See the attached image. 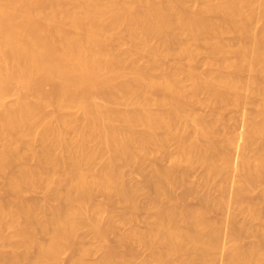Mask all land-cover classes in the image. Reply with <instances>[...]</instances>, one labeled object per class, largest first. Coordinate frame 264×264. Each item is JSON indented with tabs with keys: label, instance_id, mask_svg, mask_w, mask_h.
I'll use <instances>...</instances> for the list:
<instances>
[{
	"label": "bare ground",
	"instance_id": "1",
	"mask_svg": "<svg viewBox=\"0 0 264 264\" xmlns=\"http://www.w3.org/2000/svg\"><path fill=\"white\" fill-rule=\"evenodd\" d=\"M193 1L0 0V242L10 249L0 251V264H63L69 251L71 264H86L95 250L78 234L88 223L104 251L98 264H132L135 245L149 251L142 264H264V0H201L192 10ZM229 35L238 47H228ZM126 42L131 48L121 53ZM201 53L209 72L197 68ZM137 56L148 65L131 60ZM169 58L171 70L164 65ZM253 102L256 117L241 121ZM198 106L216 117L196 114ZM228 108L241 118L236 125L243 123L234 126L232 117L236 135L218 127ZM72 109L80 117L69 115ZM171 143L172 165L154 162L146 182L153 195L141 205L138 194L146 189L128 185L123 168L142 171ZM198 165L205 187L222 180L214 204L210 188L201 197L185 188ZM181 186L186 192L178 197ZM259 187L258 200L251 199ZM38 189L56 205L23 199ZM97 193L104 198L98 205ZM192 195L199 205L185 204ZM114 201L128 211L125 217L121 209L126 224L150 211L141 214L147 228L122 231L117 248L108 240L116 226L103 218ZM233 204L245 216L241 224ZM213 213L221 219L211 220ZM248 232L257 240L242 245Z\"/></svg>",
	"mask_w": 264,
	"mask_h": 264
},
{
	"label": "rangeland",
	"instance_id": "2",
	"mask_svg": "<svg viewBox=\"0 0 264 264\" xmlns=\"http://www.w3.org/2000/svg\"><path fill=\"white\" fill-rule=\"evenodd\" d=\"M200 1H201V0H198V1H196V2H194V1H193V2H189V4H187V6H188L189 9L192 8V10H196V9H198V8H200V7L203 6V5H202V4H203L202 1H201V2H200ZM195 3H196V4H195ZM200 3H201V4H200ZM194 4H195L196 6H195ZM198 4H199V5H198ZM194 8H196V9H194ZM259 23H260V22H259ZM259 23L256 24V26H257L256 28H257V29H260V28L262 27V23H260L261 25H260ZM260 26H261V27H260ZM225 39H226L225 42H226V44L228 45V47H230V48H234L235 46L238 47V46H237L238 41H237V39H236L234 36L229 35V36H226ZM184 40H185V41H184ZM184 40H183L184 42H187L186 39H184ZM187 40H188V39H187ZM234 40H235V41H234ZM234 42H235V43H234ZM127 43H128V46H127ZM154 43H156V42L154 41ZM154 43L152 42V44H154ZM126 46H127V47H126ZM126 46H125V47L123 46L126 50L123 49V47H121V50L123 51V52H121V53H124V52H126L128 49H130V48H131V43H130V42H126ZM129 47H130V48H129ZM236 47H235V48H236ZM205 54H206V53H205ZM140 57H141V56H137V57H134V58H136V59L132 58L131 60H134V62H136V63L138 62L137 64L140 65V66H141V65H142V66L144 65V67H145V65L147 66V65H148V63H147V62H148L147 58H145V57H141V58H140ZM142 58H143V59L145 58V59L143 60ZM138 59H140V60H138ZM198 59H199V60H198L197 62H198V63L201 62V63H200L199 65H198V63H197V68H198L199 70L203 71V73L206 72L205 69L207 68V69H208L207 71L209 72V69H210V68H209L208 65H207L206 68L203 67V66H206V64L204 65V63H205V60L208 59V55H207V54L204 55L203 53H201V55H200V57H198ZM165 61H166V63H164V65L166 64L165 69L171 70V68H172L173 66H175V63L172 62V61H173L172 58H171V59L169 58L168 61H167V60H165ZM165 61H164V62H165ZM141 62H143V63H141ZM169 63H170V64H169ZM206 63H207V62H206ZM170 65H171V68H169ZM168 66H169V67H168ZM199 66H200V67H199ZM201 66H202V67H201ZM198 69H197V70H198ZM201 71H200V72H201ZM204 71H205V72H204ZM198 72H199V71H198ZM200 72H199V73H200ZM201 73H202V72H201ZM181 77H182V76H181ZM202 97L205 98L204 95L201 96V98H202ZM255 98H257V97H254V98H252L251 100L254 101L253 99H255ZM14 99H15L14 96H10V98L8 97V98L5 99L4 103H5L6 105H10V104H12V102L14 101ZM258 99H259V97H258ZM258 99H257V101H258ZM251 100H250V102H252ZM255 100H256V99H255ZM257 101H255V102L257 103ZM98 102H99V104H100V103H101V104H104V105L107 104V103H103L104 101H102V100H100V101L98 100ZM250 102H249V103H250ZM255 102H253L255 105H252L253 103H251V104H248L247 106H245L246 114H245V115H242V116L240 115L242 119L239 117V114L237 113V111H236V113H232V112H235L234 109H233L234 111H232L231 108H230V110H229V108H228L229 111H227L226 109L223 110L222 112H224V113H222V114L220 113L221 117H223V119H222L223 122H222L221 119H220L221 123H218V125H219V126H218L219 129L221 128V127H220V124H221V126L223 125V128H222L223 131L228 130V131L231 132L232 130H230V129H232L237 123H239V120H240V119H241V121H242V120H248V119H251V116H252V117H254V116L256 117V115H257V114H256V113H257V110H256V107H255V106H256V103H255ZM119 104H120V103H118V105H117V104H114V105L111 104V106H109L110 104H107V105H108L109 107H111V108H114V109H117V110H121V111H126V110L131 109V107H130V108H129L128 106L126 107V105L123 104V103L120 104V105H119ZM117 106H118V107H117ZM115 107H116V108H115ZM200 107H201V108H200ZM200 107L198 106L199 109L196 107V109H195V110H196V114L199 113V114L202 115L203 117H204V115H208V117H209L211 120L213 119V118H211V116H212V117H216L215 115H213V113H210V112H212L213 110H209V109H210L209 107L206 108V106H205V109H204V106H203V107L200 106ZM207 109H208V111H207ZM72 110H73V111H72ZM72 110L69 111V112H70L69 115H71L73 118H77L78 116L80 117V115H81V114H80V111H78V110H76V109H72ZM75 110L78 111L79 113L76 112ZM51 111H53V109H52V110L50 109V113H51ZM71 111H72V112H71ZM74 111H75V112H74ZM47 112H49V111H47ZM69 112H68V113H69ZM200 112H201V113H200ZM202 112H203V113H202ZM247 112H248V113H247ZM252 112H253V113H252ZM50 113H49V114H50ZM205 113H206V114H205ZM225 113H226V114H225ZM75 114H76V115H75ZM78 114H79V115H78ZM209 114H210L211 116H210ZM230 114H231L232 116H231ZM234 114H235L236 116H235ZM237 114H238V116H237ZM248 114H249L250 116H249ZM200 115H199V116H200ZM226 115H227V116H226ZM246 115H247V116H246ZM230 116H231V117H230ZM243 116H244V117H243ZM205 117H206V116H205ZM208 117H207V118H208ZM232 117H234V118L237 117V119H238V120L235 119L236 121L234 120V123L236 122L235 124L232 122L233 120H231ZM245 117H250V118H245ZM209 118H208V119H209ZM234 118H233V119H234ZM50 119H52V118H50ZM210 119H209V120H210ZM214 119H215V118H214ZM220 121H219V122H220ZM225 121H226L227 123H225ZM243 122H244V121H243ZM228 123H230V124L228 125ZM233 124H234V126H233ZM224 125L226 126V129H225V126H224ZM239 125L241 126V125H243V123L240 122ZM239 125H236V127H237V126L239 127ZM227 126H229V127L231 126V127L229 128V127H227ZM232 126H233V127H232ZM227 128H228V129H227ZM234 128H235V127H234ZM235 129H237V128H235ZM233 130H234V129H233ZM237 130H239V128H238ZM234 132H235V133H234ZM234 132L232 131V133H234V135H236L237 131L235 130ZM238 132H239V131H238ZM220 133H224V132H221V130H220ZM69 134H70L69 137H72V134H71V133H69ZM223 135H224V134H223ZM223 135H222V136H223ZM220 136H221V135L219 134V138H218V139H219L220 141H222V140L224 139V136H223V137H222V136L220 137ZM31 142H33V143H32V144L30 143V147H32L33 145H35V147H34V146H33V147L36 148L37 142L35 141V142H36V143H35V142L32 141V140H31ZM34 143H35V144H34ZM173 145H174V146H173ZM33 147H32V148H33ZM38 147H39V144L37 145V148H38ZM171 147H172V148H171ZM175 147H176L175 144H174V143H173V144L171 143V144H169V146L167 147V148H168V149H167L168 151H167L165 154H164V153H159V154H160V155H159L157 152H154V153L151 155V156L154 157V158H152L151 156H149V159H148L147 163H145L146 165H143V167H145V166H146V167H145V168L142 167V171H140V172H139V170H138V168H140V167L137 166V165H132V166H130V167H129V166H126V167L123 168V173H125V174H123V175H124V176H123V179H124V181H125L127 184L129 183L128 185H130L132 188L135 187V188H137V189H142V188H143L144 190L146 189V191H144V192H143V190L141 191V192H143V193L140 192V194H138V198H139L138 200H140L139 202L142 203L141 205L146 206V205H147V202H146V201H148V199H149V195H150V197L153 195V191L150 190V189H148V188H146V184H147L146 182H148V179H149L148 176L150 175V173L152 172V170H153V168H154V162H155L156 160H158V158H160L158 161H160V160H161V161H163V160L165 161V163H164V162L162 163V162L160 161V163H161V165H162L163 167H165V166H166V167H168V166L170 167V166L172 165V159L169 158V155H172V154H173L172 157L175 156V154H176V148H175ZM1 148H2V144L0 143V150H1ZM32 148H31V150H34V149H32ZM39 148H40V147H39ZM29 149H30V148H28V150H29ZM174 149H175V150H174ZM25 150L27 151V149H25ZM31 150L28 151V153H27L26 151H25V152H26L27 154H30ZM35 150H38V149H35ZM170 151H171V152H170ZM169 152H170V153H169ZM57 153H58V152H57ZM156 153H157L158 155H157ZM168 153H169V155H168ZM174 153H175V154H174ZM232 153H235V150H234ZM58 154H59V153H58ZM248 154H249V155L251 154V156H252V155H253V151H249ZM163 156H164V157H163ZM162 157H163V158H162ZM167 157H168V158H167ZM150 158H151V159H150ZM161 158H162V159H161ZM167 159H168V161H167ZM169 159H170V160H169ZM31 160H32V162L30 163ZM31 160L29 161L30 165L33 166L34 164H36V161H34V159H31ZM150 160H151V162H150ZM33 161H34V162H33ZM169 161L171 162V165L168 164V163H170ZM148 162H149V163H148ZM99 163H100V164H99ZM151 163H153V167H150V166H152ZM166 163H167L168 165H166ZM101 164H102L101 162H98V163H97L98 168H101V167H100ZM147 164H148V166H147ZM164 164H165V165H164ZM136 166H137V168H136ZM95 167L97 168V166H95ZM147 167H148V168L150 167V169H147ZM184 167H186V166H184ZM96 168H95V169H96ZM98 168H97L96 170H98ZM199 168H200V167H199V165H198L196 168H193V169H191V170L188 172V175H189V176L187 175L186 178H187L188 181H190V182L188 183V181H187V179H186V185H188V186L185 187V188H188V190H189V188H190V189H192V188H197L198 191L200 190L199 192L197 191V194H198V195L200 194L199 197H201V196H205V193L208 192L207 189L210 188V190H209V194H210V196H209V197H211V195H212L211 198H212V200L214 199V201H213V204H214V202H215L216 199L218 198V195H219V193H218V186H219V184L221 183L220 181H222V180H221V178H218V180L215 179V180H213V182H215V183H212V181H210V182L208 183L209 185L207 184V186H209V187L206 186V187H207V188H206V187L203 185V184H204V181H205V180H204V179H205V176H204L203 168L201 167V170H200ZM145 169L147 170V172H146ZM197 169H198V170H197ZM137 170H138V171H137ZM124 171H125V172H124ZM148 171H149V172H148ZM191 171H192V172H191ZM194 171H196V172L194 173ZM134 172H135V173H134ZM136 172H137V173H136ZM141 172H142V173H141ZM189 173H190V174H189ZM192 173H193V174H192ZM134 174H135V175H134ZM136 174H139L140 176H139V175H136ZM143 174H144V175H143ZM145 174L147 175V178H145V177H146ZM148 174H149V175H148ZM141 175H142V176H141ZM190 175H192V176H190ZM202 175H203V176H202ZM0 176H1V178H0V180H1L0 183H1V182L3 183V182L5 181V178H4L1 174H0ZM144 176H145V177H144ZM193 176H194V177H193ZM141 177L143 178V182H142V180L140 179ZM190 177H193V178L190 179ZM201 177H203V178L200 179ZM3 180H4V181H3ZM138 180H139V181H138ZM194 180H195V181H194ZM193 181H194V182H193ZM200 181H201L202 183H201ZM218 181H219V182H218ZM130 182H131V183H130ZM132 183H133V185H132ZM135 183H136V184H135ZM191 184H193V185H191ZM195 184H197V187H196ZM211 184H212V185H211ZM215 184H217V186H216ZM138 185H139V186H138ZM140 185H142V186H140ZM198 185H199V186H198ZM200 185H201V186H200ZM184 186H185V185H184ZM184 186H183V187H184ZM189 186H190V187H189ZM193 186H194V187H193ZM213 186H216L217 188H216V187H213ZM199 187H200V188H199ZM178 188H179V187H177V189H178ZM181 188H182V186L179 188L180 191L177 190L176 188L174 189V191L176 192L175 194L178 195V197H181L180 195H182V193H185V192H186V191H184L183 188H182L183 190H182ZM214 188H216V189H214ZM204 189H205V190H204ZM212 189H213V190H212ZM259 189L261 190V187H259V188H257L256 190H254L256 193H255L254 191H253V193H251V194H252V195L250 196L251 199L253 198V200H258L257 198H258L259 195H260V194H259V193H260V192H259V191H260ZM38 190H39V191H38ZM38 190H35V191H33V192L24 193L23 196H22L23 199L25 200V198H26V199H27V202H30L31 200H32V201L35 200V202L41 201L40 204L46 203V201L48 200V195H47V193L44 192V190H42V189H38ZM185 190H187V189H185ZM203 190H204L205 192H204ZM211 190H212V191H211ZM258 190H259V191H258ZM206 191H207V192H206ZM34 192H35L36 194H33ZM42 192H43V193H42ZM147 192H148V193H147ZM201 192H202V193H201ZM210 192H212V193H210ZM214 192H215L216 194H214ZM146 193H147V194H146ZM203 193H204V195H203ZM31 194H33V195L31 196ZM207 194H208V193H207ZM207 194H206V196L209 195V194H208V195H207ZM256 194H257V195H256ZM24 195H25V196H24ZM183 195H184V194H183ZM254 195H255V197H254ZM26 196H27L28 198H27ZM102 196H103V195L100 194V193H99V196H98V193H97V196L95 195V196H94V199H93V202H94V200H95L94 204L98 205L99 202H100V204H101L102 202H104V198H103ZM216 196H217V197H216ZM257 196H258V197H257ZM24 197H25V198H24ZM100 197H101L102 199H101ZM142 197H143V198H142ZM147 197H148V198H147ZM191 197H193V200H191L192 198L189 199V196H188V198H187L186 201H185L186 203H185V202H184V203L188 205L189 200H190V203H192L193 205L189 203L188 206H193V207H194L195 204H196V206L199 205V203H200V202H199V199H198L199 197L197 198V196H193V195H192ZM195 197H196L197 200L195 199ZM213 197H214V198H213ZM215 197H216V198H215ZM35 198H36V199H35ZM99 198H100V199H99ZM144 198H145L146 200H145ZM194 199H195V200H194ZM28 200H29V201H28ZM45 200H46V201H45ZM25 201H26V200H25ZM142 201H144V202H142ZM191 201H192V202H191ZM97 202H98V203H97ZM116 202H117V203H116ZM116 202L114 201V203L111 205V207H110L109 210L107 211V213H108V212H111V213H112V212H114L113 209H115V210H116V211H115L116 214H115V212L112 213V214H110V213H108V214L105 213V214H104V217H103L105 221L110 220V221H112V222L115 224V226H116L114 232H116V233H118V234H116V233H114V232H111V233L108 235V240H109V242H110L111 239L114 238L113 240H111V242H113V243L110 242V244H111V245L113 244L114 246H113V245H112V246L115 247V248H117V247L119 246V245L117 244V242H118L117 239H118V237H119L118 235H122V234H124V233H126V232H129L130 230H133V229H131V227L134 228V226H138V228L135 227L134 229H136V228L139 229V227H140V229H144V230H145V227L147 228V226H146V225H147V223H146V222H147V219H145L144 217H147V218H148V215H149L148 212H150V211H148L147 209H141L140 212L137 213V215H140L139 218L137 217V220H134V222L131 221V222H129V223L126 224V223H123V221H124L125 217H129L130 215L127 216L129 213H128V211L126 212V209L124 208V205H122V203H121V205H120V202H119V201H116ZM179 202H180V201H179ZM47 203L52 204V206L56 205V202H54V201H52V202L47 201ZM54 203H55V204H54ZM115 203H116L117 205H116ZM50 204H49V205H50ZM114 204H115V205H114ZM145 204H146V205H145ZM211 204H212V203H211ZM113 207H114V208H113ZM233 207L236 208V209H237V207H238L239 210H240V208H239V206H234V204H233L232 207H231V210H232L231 212H233L234 214H236V215H235V216H236V222L239 221V222H237V223H238V224H241L240 219L243 218L242 221L244 222V220H245V216L242 214L241 211H239L238 209L236 210V209H234ZM261 207L264 208V205H261ZM110 209H112L113 211H111ZM121 209H122L123 211H125V213H127V214H125L124 212L121 213V211H122ZM142 210H144V212H143ZM146 210H147V211H146ZM145 211H146L147 213H146ZM118 212H119V213H118ZM123 213H124L126 216H125ZM237 213H238V214H237ZM239 213H240V215H239ZM49 214H50V213H47V215H49ZM119 214H120V215H119ZM141 214H142L143 216H144V214H146V215L143 217V216H141ZM214 214H215V213H213V214L210 215V217H212L211 220H213V217H216V218H215L216 220H217L218 218L221 219V216H220L218 213H216L215 215H214ZM110 215H111V216H110ZM216 215H217V216H216ZM107 216H108V218H107ZM112 216H113V217H112ZM114 216H115V218H114ZM119 216H120V217H119ZM122 216H125V217H122ZM238 216H239V217H238ZM242 216H244V217H242ZM105 217H106V218H105ZM237 217H238V218H237ZM121 218H123V219H121ZM140 218H141V219H140ZM107 219H108V220H107ZM120 219H121V220H120ZM143 219H144V220H143ZM215 219H214V220H215ZM219 219H218V220H219ZM138 220H139V221H138ZM142 220H143V222H142ZM117 221H118V222H117ZM140 221H141V222H140ZM116 222H117V223H116ZM139 222H140V223H139ZM263 222H264V220H263ZM87 223H88V222H87ZM88 224H89V223H88ZM88 224H86L87 226H84L85 228L82 229L83 231L81 230L82 233H83V235H82L81 231L79 232L80 234H78V239L80 240V243H81V242H84V243L87 244V245L90 243L88 246H87V245H84V243H82L81 246H83L84 248H86V246H87V249H88V248H91V246L93 245L92 248H94V250H95L93 254H90L89 256L86 257L87 260H86V258H85V260H86V264H92V263H93V264H98V262L100 261L99 259H101V258L103 257V255H104V251H103L102 248L100 247L101 244L98 242L97 239H95V240L93 239V240L95 241V243H93L94 241L91 240L92 238H94V236H93V231H92V234H91V229L93 230V228L90 229V226H88ZM91 224H92V223H90V225H91ZM121 224H122V225H121ZM124 224H125V225H124ZM139 224H140V225H139ZM144 224H146V225H144ZM263 224H264V223H263ZM143 225H144V226H143ZM252 225H255V224H252ZM130 226H131V227H130ZM91 227H92V226H91ZM259 227H260V224H259L258 226H257V225H256V226H251V229H252V230H251L250 232L253 233V231L256 230V229H258ZM124 228H126V229H124ZM127 228H129V229H127ZM84 229H85V230H84ZM119 229H120V230H119ZM86 230H87V231H86ZM127 230H128V231H127ZM117 231H118V232H117ZM122 231H123L124 233H123ZM125 231H126V232H125ZM8 232H9V233H8ZM8 232L6 231V234H7V235H9V234L11 233L10 230H8ZM119 232H122V233H119ZM115 234H116V235H115ZM81 235H82V237L84 238V241H81V239H82ZM110 235H111V237H109ZM112 235H113V236H112ZM245 235H246V236H245ZM245 235L242 236V238L245 236V238L242 239V241H241V244H242V245H245V244L249 245V244L255 243V241L257 240L256 238L253 237L254 235L252 234V235H253V236H252L249 232H248V234H245ZM247 235H248V236H247ZM116 236H118V237H116ZM246 237H247V238H246ZM87 240H88V241H87ZM244 241H245V242H244ZM96 242H98L97 245H96ZM250 242H252V243H250ZM91 243H92V244H91ZM114 243H116V244H114ZM94 244H95V245H94ZM1 245H2V242H0V251H4L5 253H9V252H10L9 247H7V246H4V247H3V245H2V246H1ZM115 245H116L117 247H116ZM230 245H232V244L230 243ZM230 245L227 244V245H226V246H228L227 248H229V247L231 248L232 246H230ZM94 246H95V247H94ZM139 246H140V245H139ZM1 247H2V248H1ZM97 247H98L99 249H98ZM136 247H137V249H135ZM142 247H143V246H142ZM142 247H139L140 249L138 248V245H135V246L133 247V249H134L133 251H134V253H135L136 256H137V257H135V259L133 258V260H132L133 263L137 260L136 263H134V264H142V262H144V260L147 259V256H149V251H146L147 248L144 247V248H145V249H144V248H142ZM7 248H8V249H7ZM96 248L98 249L99 253H98V251H96V250H97ZM141 248H142V249H141ZM6 250H7V251H6ZM90 250H93V249H90ZM100 250H102V251H100ZM138 250H139V251H138ZM225 250H226V248H225ZM227 250H229V249H227ZM227 250H226V251H227ZM69 252H70V253H69ZM69 252H67V254H65L66 256H65V255L63 256L64 259H63V258L61 259L62 262L64 261L63 264H65V263H66V264H68V263L71 264V261H70V260H71V257H72V252H71V251H69ZM92 252H93V251H92ZM95 252H97V255H98V256H96ZM102 252H103V253H102ZM146 253H147V255H146ZM70 254H71V256H70ZM99 254H100V256H99ZM101 254H103L102 257H101ZM135 254H134V255H135ZM68 256L70 257V259H69ZM88 257H89L90 259H88ZM100 257H101V258H100ZM67 258H68V259H67ZM136 258H137V259H136ZM66 259H67V260H66ZM98 260H99V261H98ZM134 260H135V261H134ZM142 260H143V261H142ZM87 261H89V263H88ZM97 261H98V262H97ZM133 263H132V264H133Z\"/></svg>",
	"mask_w": 264,
	"mask_h": 264
}]
</instances>
